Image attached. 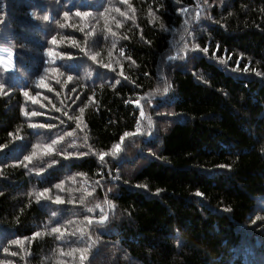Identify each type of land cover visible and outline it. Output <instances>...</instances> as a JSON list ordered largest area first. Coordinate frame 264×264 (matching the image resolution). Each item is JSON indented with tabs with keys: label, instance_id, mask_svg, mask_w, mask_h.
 I'll return each mask as SVG.
<instances>
[{
	"label": "trees",
	"instance_id": "16d2710c",
	"mask_svg": "<svg viewBox=\"0 0 264 264\" xmlns=\"http://www.w3.org/2000/svg\"><path fill=\"white\" fill-rule=\"evenodd\" d=\"M0 54V264H264V0H0Z\"/></svg>",
	"mask_w": 264,
	"mask_h": 264
},
{
	"label": "snow or ice",
	"instance_id": "6c2138e0",
	"mask_svg": "<svg viewBox=\"0 0 264 264\" xmlns=\"http://www.w3.org/2000/svg\"><path fill=\"white\" fill-rule=\"evenodd\" d=\"M87 14H88L87 12H79V11L76 12V15H77V16H85V15H87ZM65 16H67V13H65ZM45 19L47 20L48 17H45ZM162 27H163V25H162ZM51 42H52L53 44H55V43H56V40L53 39ZM204 51H207V49H205ZM49 55H55V53H53V52L51 51V49H49ZM93 59H95V57H93ZM5 63H6V62H5L4 59H0V65H3V64H5ZM40 84H41L42 86H45V85H44V81H43V79L40 81ZM167 90H168L167 88L164 89V91H167ZM23 95H24V96H29V93H28L27 91H25V92H23ZM30 98H31V97H30ZM33 114L35 115V113H33ZM149 125H151V120H149ZM49 127H50V125H49ZM128 135H130V134H129V133H124V136H128ZM121 140H123V137L121 138ZM37 147H39V146L37 145ZM114 147H115V151L118 152V151L120 150V145H119V144L115 145ZM51 151H52V147H51V146H48V147L45 149V154H47L48 152H51ZM114 154H115V153H114ZM24 159H25V160H31L32 157H31V156H25ZM57 187H60V185H57ZM41 195H43V193H42ZM57 202H60V201H59V198H57ZM12 243L19 244V243H20V240L12 241ZM81 259L83 260V259H85V257L82 256Z\"/></svg>",
	"mask_w": 264,
	"mask_h": 264
},
{
	"label": "rangeland",
	"instance_id": "374dc122",
	"mask_svg": "<svg viewBox=\"0 0 264 264\" xmlns=\"http://www.w3.org/2000/svg\"><path fill=\"white\" fill-rule=\"evenodd\" d=\"M0 59H4L5 60V65H0V66H5V67H8V62H9V59L3 55L0 54Z\"/></svg>",
	"mask_w": 264,
	"mask_h": 264
}]
</instances>
